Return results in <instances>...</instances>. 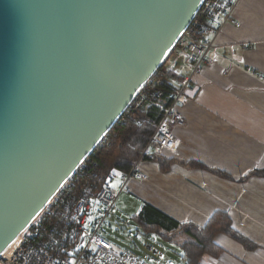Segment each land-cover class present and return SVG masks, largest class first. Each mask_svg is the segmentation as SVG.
I'll use <instances>...</instances> for the list:
<instances>
[{
  "label": "water",
  "instance_id": "95a60500",
  "mask_svg": "<svg viewBox=\"0 0 264 264\" xmlns=\"http://www.w3.org/2000/svg\"><path fill=\"white\" fill-rule=\"evenodd\" d=\"M204 0H0V255L91 153Z\"/></svg>",
  "mask_w": 264,
  "mask_h": 264
},
{
  "label": "crops",
  "instance_id": "0c3cea01",
  "mask_svg": "<svg viewBox=\"0 0 264 264\" xmlns=\"http://www.w3.org/2000/svg\"><path fill=\"white\" fill-rule=\"evenodd\" d=\"M233 18L239 26L226 23L216 38L222 57L193 75L185 123L172 126L179 145L161 155L173 159L169 168L141 158L135 170L147 179H131L124 189L182 223L203 226L226 212L252 244L218 233L219 254H203L201 264H264V175L251 174L264 170V0H236ZM230 43L241 60L231 58ZM189 160L208 169L188 167Z\"/></svg>",
  "mask_w": 264,
  "mask_h": 264
},
{
  "label": "built area",
  "instance_id": "2783aa9c",
  "mask_svg": "<svg viewBox=\"0 0 264 264\" xmlns=\"http://www.w3.org/2000/svg\"><path fill=\"white\" fill-rule=\"evenodd\" d=\"M235 2L204 0L179 36L169 53L168 64L183 73V77L168 94L170 102L133 168L126 174L111 173L99 192L88 197L85 186L80 184L84 174L81 168L84 161L81 162L19 235L13 251L9 255H0V264H150L132 251L116 250L99 234V229L128 182L131 179H147L145 173L135 170L143 155L161 156L177 149L179 140L172 126H183L185 123L181 109L194 89L193 75L200 72L204 65L216 63L222 57L216 38L223 26L226 23L239 26L233 18ZM234 46L233 43L227 45L231 58L239 61L242 56L236 53ZM155 83L154 78L146 82L152 87ZM140 103L141 100L137 101L136 106ZM117 177L121 182L116 190L112 181ZM100 208H103L100 217L87 219L94 211L101 212Z\"/></svg>",
  "mask_w": 264,
  "mask_h": 264
},
{
  "label": "trees",
  "instance_id": "16d2710c",
  "mask_svg": "<svg viewBox=\"0 0 264 264\" xmlns=\"http://www.w3.org/2000/svg\"><path fill=\"white\" fill-rule=\"evenodd\" d=\"M182 77L183 73H179L175 67L162 63L149 78L156 80L155 85L152 87L145 84L96 144L81 167L84 174L80 184L85 186L88 197L99 192L111 173L126 174L133 168L162 117L164 108L170 102L168 94L176 88ZM140 100L141 103L136 106V102ZM142 159H155L161 170L168 169L173 160L151 154L143 155ZM186 165L208 169L195 160L187 161ZM216 172L225 175L220 171ZM251 174L264 175V170H254ZM134 218L145 233L156 232L166 241L176 244L182 251L181 264H201L200 259L206 253L217 256L220 248L213 238L218 233L230 234L247 246H252L232 229L230 219L223 211L214 212L205 225L199 226L178 222L160 209L143 202Z\"/></svg>",
  "mask_w": 264,
  "mask_h": 264
},
{
  "label": "rangeland",
  "instance_id": "374dc122",
  "mask_svg": "<svg viewBox=\"0 0 264 264\" xmlns=\"http://www.w3.org/2000/svg\"><path fill=\"white\" fill-rule=\"evenodd\" d=\"M168 59L169 54L162 63L168 64ZM112 186L117 190L119 184L114 181ZM141 203L132 193L122 190L116 199L115 207L101 224L99 234L116 250L132 251L150 264H179L181 251L173 243L166 241L156 232L145 233L137 224L134 216L139 211ZM100 211H94L90 215L92 219L100 217L103 208H100Z\"/></svg>",
  "mask_w": 264,
  "mask_h": 264
},
{
  "label": "bare ground",
  "instance_id": "6f19581e",
  "mask_svg": "<svg viewBox=\"0 0 264 264\" xmlns=\"http://www.w3.org/2000/svg\"><path fill=\"white\" fill-rule=\"evenodd\" d=\"M17 243H18V238H16L6 249H5V251L1 254V255H3V256H5V255H9L12 251H13V249L16 247V245H17Z\"/></svg>",
  "mask_w": 264,
  "mask_h": 264
},
{
  "label": "snow or ice",
  "instance_id": "6c2138e0",
  "mask_svg": "<svg viewBox=\"0 0 264 264\" xmlns=\"http://www.w3.org/2000/svg\"><path fill=\"white\" fill-rule=\"evenodd\" d=\"M113 171H115V170H113ZM88 220H91L92 219V217L91 216H88V218H87ZM85 227H87V223H85V225H84ZM77 247H80V245H77Z\"/></svg>",
  "mask_w": 264,
  "mask_h": 264
}]
</instances>
